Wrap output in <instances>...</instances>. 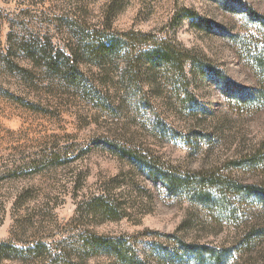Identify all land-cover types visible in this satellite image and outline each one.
<instances>
[{
    "label": "rangeland",
    "instance_id": "obj_1",
    "mask_svg": "<svg viewBox=\"0 0 264 264\" xmlns=\"http://www.w3.org/2000/svg\"><path fill=\"white\" fill-rule=\"evenodd\" d=\"M246 1L264 14V0ZM256 32L213 0H0V264H261L251 198L168 197L112 145L264 185V102L227 96L194 65L256 87ZM147 33L190 51L185 75L145 59L136 70L123 41L145 48ZM101 42L119 45L91 56ZM97 199L119 218L92 214ZM89 233L126 240V259L82 250ZM181 240L218 252L195 263Z\"/></svg>",
    "mask_w": 264,
    "mask_h": 264
},
{
    "label": "trees",
    "instance_id": "obj_2",
    "mask_svg": "<svg viewBox=\"0 0 264 264\" xmlns=\"http://www.w3.org/2000/svg\"><path fill=\"white\" fill-rule=\"evenodd\" d=\"M213 1L219 2L231 11H239L250 22L257 23L264 29V14L257 12L246 0ZM141 35L145 39V48L138 47L139 43L136 45L135 42L129 44L126 40L123 41L126 44L123 50L126 51L137 71L139 70V65L142 66L143 59H145L147 66L153 71L163 65H171L185 75V66L192 60L188 49L166 41H158L152 37L153 34L151 33ZM252 36L257 38L256 41L261 42V44L250 45V49L247 52L257 70L256 87H243L238 82L232 81L224 70L202 61L193 62L198 72L204 78L217 82L227 96L256 106L258 103L264 102V32H256ZM118 45L119 43L108 44L107 42H101L97 46L89 47L88 50L91 56L97 57L98 55H106L109 50L116 49ZM140 45L144 46L142 43ZM112 145L144 167L148 179L153 185L159 186L168 197L191 195L197 201H226L231 208H235L237 198L245 194L251 198L250 204L252 207L264 211V185L241 183L218 170H185L157 155L150 154L136 147L117 143ZM232 198H234L233 201L231 200ZM101 199L96 200L98 207L93 208L94 210L92 209L91 213L95 215L101 214L110 220L118 219L121 215L119 214V209ZM259 234L255 229V225L248 226L245 233V237L248 238L246 242L250 243ZM82 242L83 244H80V246L85 252L95 255L109 254L120 261L126 259V251L130 248L126 240L122 238L99 236L95 233L84 235ZM179 245L183 248L186 256H188L187 258L194 260L195 263H201L205 254L218 252L213 250L214 247L209 244L187 243L181 240ZM218 256L217 259H214V262L223 260L221 254H218ZM261 264H264V258Z\"/></svg>",
    "mask_w": 264,
    "mask_h": 264
}]
</instances>
